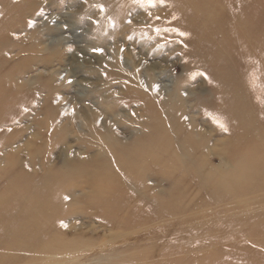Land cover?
Returning a JSON list of instances; mask_svg holds the SVG:
<instances>
[{
	"label": "rangeland",
	"instance_id": "374dc122",
	"mask_svg": "<svg viewBox=\"0 0 264 264\" xmlns=\"http://www.w3.org/2000/svg\"><path fill=\"white\" fill-rule=\"evenodd\" d=\"M0 264H264V0H0Z\"/></svg>",
	"mask_w": 264,
	"mask_h": 264
},
{
	"label": "bare ground",
	"instance_id": "6f19581e",
	"mask_svg": "<svg viewBox=\"0 0 264 264\" xmlns=\"http://www.w3.org/2000/svg\"><path fill=\"white\" fill-rule=\"evenodd\" d=\"M166 129H167V128H166ZM163 130H165L164 127H163ZM166 135H167V134H165L164 132H162V136H161L162 139L157 138V139H158L157 141H158V142H161V143H163V142L165 143V141H166V139H165V138H166ZM185 140H186V139L183 138V139H182V142H184ZM149 143L151 144V143H152V140H151ZM149 143H148V144H149ZM153 143H154V142H153ZM116 145H117V143L114 144V150H117V151L120 150V151H122V149H121L122 147H120L119 144H118L117 146H116ZM115 146H116V147H115ZM118 152H119V151H118ZM132 155H133V153H132ZM133 159H135V157H133ZM155 159H156V158H155ZM155 159H154V158H151V162H153ZM135 160H136V159H135ZM136 161H137V160H136ZM149 162H150V161H149ZM256 164H257V163H256Z\"/></svg>",
	"mask_w": 264,
	"mask_h": 264
},
{
	"label": "snow or ice",
	"instance_id": "6c2138e0",
	"mask_svg": "<svg viewBox=\"0 0 264 264\" xmlns=\"http://www.w3.org/2000/svg\"><path fill=\"white\" fill-rule=\"evenodd\" d=\"M70 51H71V49H69ZM94 51L96 52V53H98V54H102V50H100V49H94Z\"/></svg>",
	"mask_w": 264,
	"mask_h": 264
}]
</instances>
